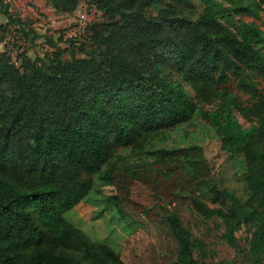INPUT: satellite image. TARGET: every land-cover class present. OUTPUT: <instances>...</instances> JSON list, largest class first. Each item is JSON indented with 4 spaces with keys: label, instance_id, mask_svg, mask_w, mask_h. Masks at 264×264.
<instances>
[{
    "label": "trees",
    "instance_id": "obj_1",
    "mask_svg": "<svg viewBox=\"0 0 264 264\" xmlns=\"http://www.w3.org/2000/svg\"><path fill=\"white\" fill-rule=\"evenodd\" d=\"M47 1L60 12L80 2ZM92 2L102 14L86 35L93 55L56 50L40 63L23 54L15 65L0 50V264H126L64 217L95 176L111 185L108 208L145 231L128 242V264H207L194 256L203 243L183 207L217 217L231 246L243 228L240 264H263L264 30L242 16L259 17L264 0ZM0 6L9 33L25 36L26 21ZM196 111L221 150L241 158L245 199L210 181L200 146L146 147ZM123 147L151 159L116 162Z\"/></svg>",
    "mask_w": 264,
    "mask_h": 264
},
{
    "label": "rangeland",
    "instance_id": "obj_2",
    "mask_svg": "<svg viewBox=\"0 0 264 264\" xmlns=\"http://www.w3.org/2000/svg\"><path fill=\"white\" fill-rule=\"evenodd\" d=\"M9 5V10L19 15L26 21V44L22 51L16 50V43L9 45L8 38L12 35L7 29L6 17L0 9V50L10 53L15 65H19L23 54L38 62H43L47 56L56 50H63V58H69L71 52L79 57H87L96 52V47L89 42L86 36L66 40L62 37L63 30L71 27L77 20L79 13L86 9L93 0H80L77 8L72 12H60L55 10L47 0H4ZM1 7V6H0ZM264 7V6H263ZM245 21L253 20L264 30V10L259 17L243 15ZM89 24L102 21L100 11L87 14ZM29 25V26H27ZM4 27V28H3ZM18 30V29H17ZM18 31L21 32V29ZM233 87V86H232ZM246 98V97H242ZM210 108V105H206ZM242 123L246 126L242 119ZM200 146L204 157L211 169L210 181L220 188L232 191L240 199L247 196L245 182L243 180L244 165L241 158L232 156L221 150V142L206 119L199 111H196L191 120L179 124L176 127L163 131L158 136H153L146 144L148 149L160 147L174 148L182 146ZM116 154L125 161H141L151 159L145 152L132 151L130 147L117 149ZM113 192L111 185H105L98 177H94V187L89 195L79 204L64 213L73 225L80 228L92 240L111 245L119 252L122 259L128 264V242H133L145 231L140 226H128L108 208L105 198ZM157 212V210H155ZM178 215L184 225L190 229L193 236L203 243V250L195 249L194 256L207 264H220L228 262L240 264L246 261V251L249 245V235L242 228L236 231V246L229 245L222 234L224 225L217 217L205 219L191 207H183ZM143 216V215H142ZM154 233L158 230L155 222L144 218ZM149 240L153 239L149 236ZM264 264V260H263Z\"/></svg>",
    "mask_w": 264,
    "mask_h": 264
},
{
    "label": "built area",
    "instance_id": "obj_3",
    "mask_svg": "<svg viewBox=\"0 0 264 264\" xmlns=\"http://www.w3.org/2000/svg\"><path fill=\"white\" fill-rule=\"evenodd\" d=\"M96 11H98V9L94 3H91L86 9H83L82 12L79 13L77 20L73 23V25L63 30L62 37L68 40L77 39L82 35L86 36L89 34L90 24L88 23L87 14L89 12L94 13ZM11 33L12 35L8 38L9 45L12 46L13 43H16V50L22 51L24 45L26 44V38L20 31L17 30V28L11 27Z\"/></svg>",
    "mask_w": 264,
    "mask_h": 264
},
{
    "label": "crops",
    "instance_id": "obj_4",
    "mask_svg": "<svg viewBox=\"0 0 264 264\" xmlns=\"http://www.w3.org/2000/svg\"><path fill=\"white\" fill-rule=\"evenodd\" d=\"M10 9V8H9Z\"/></svg>",
    "mask_w": 264,
    "mask_h": 264
}]
</instances>
